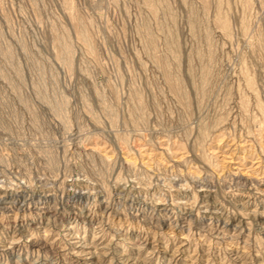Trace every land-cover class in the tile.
I'll list each match as a JSON object with an SVG mask.
<instances>
[{
  "label": "rangeland",
  "instance_id": "374dc122",
  "mask_svg": "<svg viewBox=\"0 0 264 264\" xmlns=\"http://www.w3.org/2000/svg\"><path fill=\"white\" fill-rule=\"evenodd\" d=\"M0 264H264V0H0Z\"/></svg>",
  "mask_w": 264,
  "mask_h": 264
}]
</instances>
